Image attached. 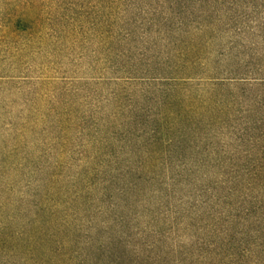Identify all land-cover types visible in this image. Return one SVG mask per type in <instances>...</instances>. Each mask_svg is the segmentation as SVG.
<instances>
[{"label":"trees","instance_id":"1","mask_svg":"<svg viewBox=\"0 0 264 264\" xmlns=\"http://www.w3.org/2000/svg\"><path fill=\"white\" fill-rule=\"evenodd\" d=\"M232 1L203 0V20L187 21L191 0H0V254L56 246L60 255L108 231L137 248L133 260L125 249L113 251L115 264H174L153 245L154 259L153 251H141L143 240L129 225L145 217L146 202L159 209L161 193L191 171L185 131L203 122V141L211 138L230 118L221 110L230 111L250 87L264 90L263 65L250 59L219 69L215 59L222 53L208 48ZM260 1L232 6L264 17ZM218 3L223 15L214 13ZM191 23L195 41H188ZM199 70L209 94H182L177 87ZM235 85L244 89L229 95ZM256 96L251 104L264 109V98ZM251 125L258 134L252 144L262 143L264 116ZM211 156L203 149L202 165H193L203 168V210L209 209L203 264H264V162ZM94 177L109 179L94 183ZM116 181L112 210L94 213L104 185ZM97 215L100 225L92 222ZM21 253L22 260L35 256Z\"/></svg>","mask_w":264,"mask_h":264},{"label":"rangeland","instance_id":"2","mask_svg":"<svg viewBox=\"0 0 264 264\" xmlns=\"http://www.w3.org/2000/svg\"><path fill=\"white\" fill-rule=\"evenodd\" d=\"M234 1L235 0H233L232 3H234ZM240 1L246 4L249 3V5L258 6L263 4L260 0ZM232 3L228 6L230 9L227 14L228 16L226 17V15H224L222 17L223 21L221 24L217 25V30L215 29L218 36L217 42L208 47L213 51L222 53L219 58L215 59L216 64L219 69L228 66L240 67V65H245L249 62L250 59H254V62L257 63L255 64L256 66H264V17L261 15H259V17L253 12L252 7H246V5H244L243 8L237 6L238 8L234 9L235 6L233 7ZM191 4H193L190 5L192 16L187 21L203 20V0L198 1V3L191 0ZM199 6L201 9H199ZM225 6L226 4L224 3V9ZM214 11L215 14L220 13L222 15L224 12L219 3ZM211 12L213 11L211 10ZM230 17H233V19L229 20ZM213 18H216V16H213ZM193 25V23L190 25L186 24V27H189V31L191 30L188 41H195L197 38V36L195 37V35H197L195 31L196 26ZM198 40L199 43H202V48L200 47V49L203 52V34L198 35ZM226 53H229L233 59L229 60L225 57L224 54ZM195 59H197V65L203 68V57L198 54ZM251 67L255 69L253 65ZM224 73L225 72L222 73L221 71L220 76ZM36 76H47V72L41 75L37 73ZM193 77H195V79L184 81L186 83H184V85H179L177 89L181 91L182 94L198 93L201 99H203V92L205 95L209 94L208 91H206L207 81L203 80L206 76L203 75V71L199 70V73L194 74ZM249 77L253 78V76H248V78ZM262 77H264V75ZM250 82L251 83L248 84H252V81ZM250 88L251 93L244 94L240 97V100H236L234 97L232 98L234 99L232 101L234 107H232L230 111L227 112L225 109L221 110L225 112L226 115H229L230 118H224L227 120H225V123L221 126L219 131L217 130L209 135L211 138H206L207 140L205 139L203 141V122L200 126L194 127L191 131H185L183 144L186 151L187 164L189 163L187 166L191 167V171L184 172L182 177H176L175 182L167 187V192L161 193V195L165 196H163L165 199L162 200L163 205L159 209L152 211L151 207H147V204L152 205L150 204V200L144 205L143 211L145 217L135 224L130 222L129 231H131V234H135V238L143 240L142 243L144 246L141 251H143V249L153 251L151 247V245H153L154 249L155 247L158 249L156 254L160 255L161 253L162 256H164V254L167 253L171 263L203 264V233L205 232L203 227L209 224V219L207 218L209 209L205 208V211L203 210V168L197 171L193 165L198 167L202 165L203 149L211 152L212 156L210 158L216 162H264V155L258 154V151L264 147V141H262V143L256 142L257 145H253L252 141L257 139L258 134L256 133V129L251 130L252 128H250L252 126L251 124L260 123L264 116V111H262L264 109L260 110L258 106L251 104L254 103L253 100L256 95L264 98V90L254 87ZM243 89L244 87L235 85L228 89V93H230L229 95L232 93L234 94L233 96H237L240 90ZM246 109L247 113H244L242 117H237L239 115L238 112H242V110L245 111ZM199 113H203V110H199L195 114ZM244 124H246V127ZM211 141H214L216 144ZM196 150L199 154L196 156V159L193 160L191 155L194 154ZM248 151L249 155L246 154ZM192 161H196V163ZM94 178V183H98L101 179H109V177ZM195 179H201L202 181H197ZM108 182L104 185L108 187L101 190V195H98V205H93L91 208L94 213L99 211V214L103 213L104 215V213H108L107 211L112 210L111 203H113V197L116 196L121 183L119 181L112 182L111 184ZM194 183L198 185L197 189H199L200 192H194V186L192 185ZM97 191L98 188L94 185L92 188L93 195H96ZM104 219L105 218H103V220ZM164 220H166V222H164ZM100 221H102V217L99 215L92 219L94 225H100ZM124 239L117 240L116 238H110V234L107 231L104 235V239L102 237H95L92 242L85 243L84 241H80L79 244H74L69 247V249L64 250L63 253H60V255L56 254V249H54L56 246H53L54 248L40 247L36 252H31L32 249L29 247L25 249L22 248L20 249L21 252L35 253V256L29 255L22 260L23 255L21 252L1 253L0 264H115L113 260L116 258L112 254L113 251L115 252L119 249H125L127 252H130V260L136 259L137 248L134 245L135 242L130 240L126 243L123 241ZM46 250H49L51 254L49 252L48 254H44ZM156 254L154 251L149 253L152 258ZM4 259H8L7 262H4ZM135 262L137 263V261ZM135 262L133 264H135Z\"/></svg>","mask_w":264,"mask_h":264}]
</instances>
